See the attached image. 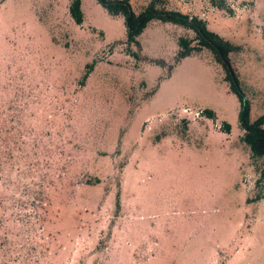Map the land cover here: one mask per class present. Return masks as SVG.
I'll list each match as a JSON object with an SVG mask.
<instances>
[{
  "label": "rangeland",
  "instance_id": "374dc122",
  "mask_svg": "<svg viewBox=\"0 0 264 264\" xmlns=\"http://www.w3.org/2000/svg\"><path fill=\"white\" fill-rule=\"evenodd\" d=\"M78 1L80 23L73 0H0V264H264V185L217 54L162 20L137 46ZM128 2L205 19L264 115V0Z\"/></svg>",
  "mask_w": 264,
  "mask_h": 264
},
{
  "label": "trees",
  "instance_id": "16d2710c",
  "mask_svg": "<svg viewBox=\"0 0 264 264\" xmlns=\"http://www.w3.org/2000/svg\"><path fill=\"white\" fill-rule=\"evenodd\" d=\"M101 3L107 11L112 15L121 14L124 17V25L127 33V41L132 42L138 46L137 38L143 33L152 20H162L165 22H172L180 25L184 28L193 30L197 35L199 46L203 48L212 49L218 56L227 70V80L230 82L231 89L239 97L242 109L240 112L239 122L241 129L243 130V141L249 147L251 152V158L256 171L258 173V179L256 180V186L261 190L257 194V199L263 198V185H264V115L260 116L256 120L251 118V102L246 98V94L241 87V83L236 71L232 68L230 53L233 52L236 47L230 41L218 33L209 29L205 19L198 16H190L188 14L180 13L177 11L159 10L153 4H150L143 12L135 14L128 0H97ZM213 5L216 3L213 0ZM223 9L222 7H219ZM70 13L75 20L81 22V12L79 9V1L73 0L70 6ZM181 47L183 48L177 60L184 58L193 51L190 40L182 38L180 40ZM204 113L212 118L214 113L210 110H205ZM223 129L230 130L229 125L225 124Z\"/></svg>",
  "mask_w": 264,
  "mask_h": 264
},
{
  "label": "crops",
  "instance_id": "0c3cea01",
  "mask_svg": "<svg viewBox=\"0 0 264 264\" xmlns=\"http://www.w3.org/2000/svg\"><path fill=\"white\" fill-rule=\"evenodd\" d=\"M251 112H252V108H251ZM243 131V130H242Z\"/></svg>",
  "mask_w": 264,
  "mask_h": 264
}]
</instances>
